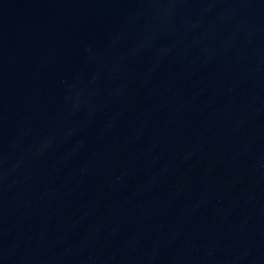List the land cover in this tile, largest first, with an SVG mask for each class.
<instances>
[{
  "label": "water",
  "instance_id": "1",
  "mask_svg": "<svg viewBox=\"0 0 264 264\" xmlns=\"http://www.w3.org/2000/svg\"><path fill=\"white\" fill-rule=\"evenodd\" d=\"M0 264H264V0H0Z\"/></svg>",
  "mask_w": 264,
  "mask_h": 264
}]
</instances>
